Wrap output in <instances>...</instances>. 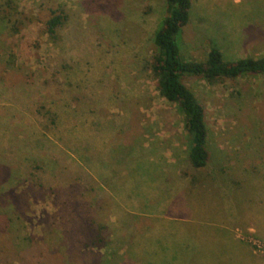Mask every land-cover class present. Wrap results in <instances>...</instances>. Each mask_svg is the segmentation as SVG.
Segmentation results:
<instances>
[{
    "label": "rangeland",
    "instance_id": "1",
    "mask_svg": "<svg viewBox=\"0 0 264 264\" xmlns=\"http://www.w3.org/2000/svg\"><path fill=\"white\" fill-rule=\"evenodd\" d=\"M191 3L183 59L205 61L213 46L230 62L264 57V0ZM55 11L66 19L53 37ZM166 16V0H0V264H146L139 242L154 264H257L234 237L225 256L193 234L184 247L179 232H210V212L220 220L225 206L247 223L264 205V74L185 78L206 111L202 171L223 174L214 188L182 183L190 135L153 69ZM160 206L174 217L153 228L156 243L131 244L126 212ZM138 211L139 223L159 220ZM251 238L263 240L246 237L255 252Z\"/></svg>",
    "mask_w": 264,
    "mask_h": 264
},
{
    "label": "trees",
    "instance_id": "2",
    "mask_svg": "<svg viewBox=\"0 0 264 264\" xmlns=\"http://www.w3.org/2000/svg\"><path fill=\"white\" fill-rule=\"evenodd\" d=\"M167 16L155 34L153 69L158 76L160 94L177 104L184 115L186 130L190 135L189 159L195 168H203L209 160L207 149L208 127L206 111L196 94L186 85V77L203 78L209 83L223 82L246 75L264 74V57L242 58L230 62L224 59L219 48L213 46L205 61H187L181 56L178 36L188 23L191 0H166ZM66 19L62 11H55L47 22V30L56 37L57 30Z\"/></svg>",
    "mask_w": 264,
    "mask_h": 264
},
{
    "label": "crops",
    "instance_id": "3",
    "mask_svg": "<svg viewBox=\"0 0 264 264\" xmlns=\"http://www.w3.org/2000/svg\"><path fill=\"white\" fill-rule=\"evenodd\" d=\"M207 166H208V163L203 168H195L192 166V170H189V173L188 172L185 173L182 177H180L179 180L182 183H183V181L188 182L189 187L192 186L191 183L192 184L195 183L196 186H202V189H204V187H206V185L211 183V186H213V188H214V186H217V184H218L217 182L215 183L216 179H218V177H220V174H223V173H218L215 170L209 171L208 173H204V171H202V170L207 168ZM256 173L258 176L261 173V170H258ZM263 176H264V173H263ZM217 181L219 182V180H217ZM207 182H209V183H207ZM258 184H259L260 188L264 187V179H259ZM225 186L226 185L222 184V187H221L222 191H220V192H222L221 194H225L224 193ZM131 188H132V186H131ZM187 190H189V189H187ZM130 198L132 199L133 195H131ZM180 206L183 207L182 204ZM180 206L176 205V204H172V206H170V208H172L171 210L178 212L179 210H181ZM211 207H213V206L211 205ZM213 208H215V206ZM134 210L135 211L130 209V211L126 212V214H128L127 216H129L130 219H133V218L137 219L136 221H130L128 226H126L127 228H129V233H131V235L129 237L130 238L133 237V239H131V244H133V245L137 241V235L141 236V237H153L155 240L154 242L156 243L157 237L153 236V233H155V232H152L153 228L157 225L156 228L158 230H163V228H164V227L162 228L163 223L160 220L162 219V221H163L164 218L165 219L166 218H168V219L172 218L173 219V217H174V216H171L169 214H166L164 206H160V209H159L160 213H156L155 215H150L151 212H149L150 210H148V209L142 210V209L136 208ZM138 210L141 212H144L146 214L145 217L143 216L146 219L150 218V219H159V220L152 221V223H150V224H147V222L145 224L143 222L139 223L138 216H136L138 214L137 213ZM168 212L169 211H167V213ZM225 215H226V217H225ZM155 216H159V217L155 218ZM209 217H211V220L207 219V221L210 222L209 223L210 226H212V225L213 226H212V230L208 233L207 232H205V233L200 232V230L197 229L199 227H196V231L195 230L188 231L186 226L183 227L184 230H181L179 232V235L183 236L184 247H186V245L190 242V239H192L191 234H193L196 246H197V242H199L202 246H204V248L206 249V252H210L212 250V248L216 249L214 246H216L218 243H220L222 245H226L224 252H225V256H227L228 244H230L229 250L231 252H233L232 239L234 237V239H236L238 242H240L246 246V249L250 252L252 259L255 260V262L257 264L260 263V261L257 260L258 256L252 250V248L249 246L248 241L246 240V237H248L249 235H255L256 237H258L264 241V205L261 207H258V214L256 217H254L253 220H250L247 223L244 222L243 224H241V222L237 221V223L234 225L235 221L233 219V213L232 212L230 213L227 206H225V210L222 212V215H220V217H222L220 220H217V217H218L217 212L214 210L212 212H210ZM223 217H225V218H223ZM174 219H176V218H174ZM211 221L213 222V224L211 223ZM255 221H257V222H255ZM201 222L205 223L202 220H201ZM138 224H141V225L138 226ZM138 227L140 228V231L137 232ZM234 227H235V232L233 231ZM164 230H165V228H164ZM179 235H178V237H179ZM188 235H189V237H187ZM179 240H180V237H179ZM139 243H138V246L134 247L137 249V251H139L137 253L139 259L146 261L145 262L146 264H154V262L156 260L160 259V256L158 257V259L157 258L155 259L149 253H146L147 259H145L144 258L145 252L142 250V246L141 245H140L141 247L139 246ZM217 257H219V256H217ZM220 257H222V256L220 255ZM188 259H190V257H185L183 259V257L181 256L179 258V260L183 264H188V261H187ZM196 259L198 260L199 257L196 256ZM203 259L204 258L201 257L200 260H203ZM161 260L164 261V258ZM263 262H264V260H263Z\"/></svg>",
    "mask_w": 264,
    "mask_h": 264
},
{
    "label": "built area",
    "instance_id": "4",
    "mask_svg": "<svg viewBox=\"0 0 264 264\" xmlns=\"http://www.w3.org/2000/svg\"><path fill=\"white\" fill-rule=\"evenodd\" d=\"M250 243L253 245L255 252L264 255V241L257 238H251Z\"/></svg>",
    "mask_w": 264,
    "mask_h": 264
}]
</instances>
